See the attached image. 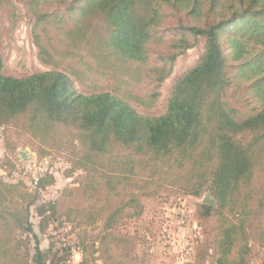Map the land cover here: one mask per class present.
Instances as JSON below:
<instances>
[{"label": "trees", "instance_id": "1", "mask_svg": "<svg viewBox=\"0 0 264 264\" xmlns=\"http://www.w3.org/2000/svg\"><path fill=\"white\" fill-rule=\"evenodd\" d=\"M13 1L33 16L31 31L38 57L52 68L7 75L0 51V124L21 127L52 147L65 131H75L80 151L75 167L86 171L87 193L103 186L107 198L118 194L120 182L141 179L198 195L209 183L216 207L204 203L200 208L203 217L214 212L221 218L216 238L220 264L229 260L235 246L248 248L244 221L253 196L254 153L264 154V0ZM162 7L194 16L202 12L203 26L179 24L175 28L182 32L181 51L188 45L186 35L204 37L205 50L199 62L174 82L165 111L151 115L123 91L136 81L126 73L127 67L147 60L152 27L165 15ZM229 10L232 19L249 16L252 21L244 32L222 39L223 25L228 23L223 24V14ZM221 40L229 45L231 60L242 61L236 76L251 80L249 96L258 106L244 116L224 98L230 81ZM181 51L160 59L155 85L168 75ZM149 96L156 98V91ZM45 177L37 180L36 191L50 184L52 177L48 182ZM121 206L112 207L103 218L104 229L114 226ZM138 209L136 215L141 206ZM19 211L0 204V251L11 260L19 258L16 252L24 241L16 238L18 231L20 237L26 233L24 238L32 239V264H63V259L40 249L29 222V206ZM36 212L46 227L55 215V204L45 201Z\"/></svg>", "mask_w": 264, "mask_h": 264}, {"label": "rangeland", "instance_id": "2", "mask_svg": "<svg viewBox=\"0 0 264 264\" xmlns=\"http://www.w3.org/2000/svg\"><path fill=\"white\" fill-rule=\"evenodd\" d=\"M162 10L165 15L152 27L147 60L127 67L126 73L136 81L123 91L130 93L133 104L151 115L165 111L174 82L199 62L205 50L204 37L186 35L188 45L181 51L178 42L182 32L175 28L179 24L203 26L206 18L202 12L194 16L165 7ZM230 12L223 14V24L228 23L223 25L222 39L244 32L252 21L249 16L232 19ZM30 15L19 2L0 3V51L7 75L24 76L52 68L38 57ZM220 45L230 81L224 98L238 110V115H247L258 106L249 96L251 80L236 76L242 61L231 60L226 41L221 40ZM178 51L181 52L171 62L168 75L155 85L160 59ZM261 63L264 64V55ZM155 91L156 98L150 99V93ZM40 144L25 129L0 124V204L9 211L29 206V222L38 235L42 251L63 259V264H81L84 258L85 264H220L216 238L221 218L214 212L203 217L200 208L210 201L216 207L209 183L198 195H191L173 187L131 179L120 182L118 194L112 193L106 198L103 186L86 192V171L75 167L80 152L75 131H65L53 147L41 144L40 148ZM254 154L256 163L250 185L253 196L248 201L249 211L244 221L248 248L235 246L225 264H264V154L257 150ZM44 176H48L46 182L52 177L50 184L36 191L37 180ZM133 195L136 196L133 198ZM33 199L35 203L28 204ZM49 200L55 204V215L42 227V217L36 207ZM128 201L131 204L121 206ZM119 206L121 211L116 223L111 229H104L103 218L112 207ZM140 206L142 210L136 215ZM226 211L228 219L234 221L233 215ZM25 235L20 237L16 233V238L24 241H20L22 245L16 252L19 258L11 260L0 251V264H16L20 258L21 264H32L33 242L30 237H27L30 241L24 238ZM239 250L242 253L238 254Z\"/></svg>", "mask_w": 264, "mask_h": 264}, {"label": "water", "instance_id": "3", "mask_svg": "<svg viewBox=\"0 0 264 264\" xmlns=\"http://www.w3.org/2000/svg\"><path fill=\"white\" fill-rule=\"evenodd\" d=\"M209 203H210V204H212L213 202H212V201H210Z\"/></svg>", "mask_w": 264, "mask_h": 264}]
</instances>
